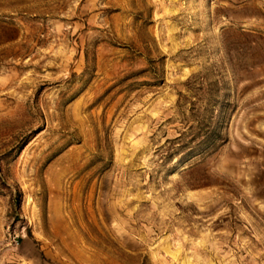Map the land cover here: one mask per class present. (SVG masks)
<instances>
[{"label": "rangeland", "instance_id": "374dc122", "mask_svg": "<svg viewBox=\"0 0 264 264\" xmlns=\"http://www.w3.org/2000/svg\"><path fill=\"white\" fill-rule=\"evenodd\" d=\"M0 264H264V0H0Z\"/></svg>", "mask_w": 264, "mask_h": 264}]
</instances>
